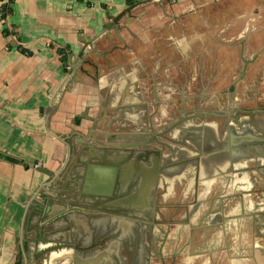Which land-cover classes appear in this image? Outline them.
<instances>
[{"label":"crops","instance_id":"obj_1","mask_svg":"<svg viewBox=\"0 0 264 264\" xmlns=\"http://www.w3.org/2000/svg\"><path fill=\"white\" fill-rule=\"evenodd\" d=\"M7 3L11 11L4 17L2 6ZM212 8H226L229 20L238 25L236 33L227 36L230 39L223 37L228 46L241 43L231 52L238 48L245 55L255 53V48L259 51L250 68L258 90L259 73L264 69V0H0V264H41L49 262L51 255L50 264L52 259L55 264H68L71 255L73 264L111 262L114 236L125 239L128 231L125 224L120 225L123 216L97 211L95 203L88 205L89 211H74L76 239L90 248L57 249L41 259L42 249L54 245L38 234L40 222L48 216L42 212L49 201L50 215L75 207L70 201L79 200L74 196L78 179H83L80 187L87 179L91 190H106L111 171L92 167L98 165L94 159L86 162L79 156L91 157L94 153L88 149L100 148L110 158L125 154L122 147L129 144L115 138L122 131L111 124L115 118L124 123L128 116L110 115L111 103L126 106L128 86L141 80L142 57L165 45L170 34L196 36L199 31L198 36L203 32L211 37L204 29ZM120 13L118 26L86 54L83 70L78 68L51 99L84 43ZM180 40L179 47L188 45ZM162 57L168 59L165 54ZM259 91L251 110L241 108V125L233 123L237 129L231 133L227 127L223 130L226 119L221 117L194 127L191 133L178 131L197 140L192 148H182L189 160L183 169H176L178 165L162 168L151 178L142 175L136 181L140 190L135 200L141 208L152 201L159 204L160 221L154 223L153 237L162 256L185 247L180 264H264V252L263 257L259 255L260 247L264 249V164L257 153L250 152L262 147L256 139L264 137V88ZM228 114L233 119L238 112ZM99 132L102 136H97ZM242 136L249 148L242 145L235 155L231 140ZM256 160L263 166L255 165ZM116 166L124 180L136 165L127 158ZM197 167L201 168L199 178L195 177ZM163 169L171 173L168 170L166 176ZM153 181L155 191L150 196L145 185ZM124 202L117 207L132 210L134 202ZM135 210L139 215L144 212ZM66 215L54 219L56 226L63 229ZM98 239H104L103 246L95 245Z\"/></svg>","mask_w":264,"mask_h":264},{"label":"flooded vegetation","instance_id":"obj_2","mask_svg":"<svg viewBox=\"0 0 264 264\" xmlns=\"http://www.w3.org/2000/svg\"><path fill=\"white\" fill-rule=\"evenodd\" d=\"M212 10L211 19L205 22L204 29L207 36L212 35V38L206 37L203 32L198 36L199 31L196 36L183 33L176 37L170 34L165 45L154 52L149 51L142 57L144 63L141 67V80L140 83L128 86L126 106L121 108L116 101L111 103L113 106L110 108V115L128 116L124 123L115 118L111 125L116 131H122L117 133L115 138L129 144L130 148H128L131 151L128 150L127 154L134 156L131 160L139 169L143 164L153 165L158 158L165 164L163 156H167L168 152L173 155L176 154L177 149L192 148L195 143L197 144L196 139L187 134L178 135V131L191 133L194 127L207 124L214 117L226 119L222 126L224 131H226L225 127L228 128V133L236 130L233 123L238 127L241 125L239 121L241 108L251 110L253 101L261 92L259 90L264 88V69L259 73L261 87L258 90L256 85L259 83L254 81L252 78L254 74L250 73L259 51L255 48V53L245 55L238 48V52L235 49L231 52L230 49L240 47L241 43L228 46V41L223 37L229 38L235 34L238 25L229 20L231 15L226 14V8L216 10L212 8ZM166 29L169 31L168 26ZM180 39L185 40L188 45L184 43L183 47H179ZM196 41L198 43L194 46L193 43ZM163 54L167 55L168 59L163 58ZM245 60L248 61L247 64ZM242 75V80L244 78L248 80L244 83L246 93L240 87L242 80L239 79ZM235 110L238 114L233 119L229 114L226 115ZM160 134L162 136H159ZM146 139L152 142L149 144ZM237 142H239L238 138L235 137L230 143L234 145L231 149L235 155L238 153L235 149L241 148V144ZM258 144L262 146L259 150L264 151V141ZM145 149L153 150L154 153L138 159L139 155L146 154ZM250 152L253 155L257 153L255 148ZM257 154L259 161L264 164V156ZM187 161L189 160L185 159L170 166H160L159 170L177 165L176 169H183ZM200 169L197 167L196 178H199ZM195 180L197 179H193ZM180 201L177 200L176 203L185 205ZM158 205L155 202V209H144L140 215L135 209L128 211L115 209L114 214L125 219L124 223L128 231L124 236L125 239L119 240L118 236L113 235L117 240L115 239V243L112 244L110 254L112 260L107 264H180L179 260L186 256L185 247L169 257H164L163 251L154 245L153 236L156 233L154 223L160 221ZM103 242L104 239L95 240V245L100 243V246H103Z\"/></svg>","mask_w":264,"mask_h":264},{"label":"water","instance_id":"obj_3","mask_svg":"<svg viewBox=\"0 0 264 264\" xmlns=\"http://www.w3.org/2000/svg\"><path fill=\"white\" fill-rule=\"evenodd\" d=\"M123 13H120L119 15H117V17H114L112 23H110L105 29L104 31H102L100 34H98L97 36H95L94 38H92L91 40L89 41H86L84 43V45L82 46L78 56L75 58L74 61H72L70 63V66H69V69L63 79V81L58 85V87L55 89L51 99L55 98L61 91L62 89L64 88V85L66 82H68L71 77L73 76V74L77 71V69H82L83 70V63L86 61L85 60V56L86 54L90 51V50H96L95 49V42L101 38L102 36L106 35L113 27L115 24L118 23V20L119 18L122 16ZM246 64L248 63L247 60H245ZM243 79V75L242 77H240L239 80H242ZM244 93H246L245 89L243 90ZM80 119V117H79ZM78 119V122L80 121ZM102 136V133L99 132L97 133V136ZM159 136H162V134H160ZM147 140V143H151L152 141L151 140ZM256 140H260V141H264V138H257ZM238 141L237 143H240L242 147H248L246 144H245V138L242 136V137H238ZM146 144V143H145ZM163 144V143H162ZM239 145V144H238ZM110 147V146H109ZM113 148H116L118 146H112ZM130 146H124L122 147L123 149H125L124 152H121V153H125L123 156H120V157H109L108 155L105 156L104 154H102L101 152V148L100 149H88L89 153H91V151H93L94 155H92L90 157V155H80L79 156V159L80 160H84L86 162H89L90 160H93V162H97L98 165H91L92 167L94 166H100L99 168H102L103 170L105 171H111V177L109 179L108 177V180H110L108 183V187L106 188L105 191L103 192H99V191H94V190H91L88 186V182L86 181L87 179H84V182L82 183V187H80V183L83 181V179H78L79 180V183H78V186L76 187V194L74 195L76 198H78L79 200H71L70 202L73 203V206L75 207H70V206H67L66 207V210H62L63 212H56V213H52L51 215L49 214V212L51 211V205H50V201L47 203L44 211L42 212L43 214H47L48 216L46 217V219L43 221V222H40V224L42 225V229L41 231L39 232L38 231V234L42 237H48V241L46 243H49V242H53V244L51 245H47L45 248L42 249V251L40 252V256H41V259H44V258H48V256H50V254L53 252V251H56L57 249H89L90 247L87 246L88 244L84 245V243L82 244V240H77L76 239V232H75V227H76V216L74 215V211L76 210H80V209H84L86 211H89L92 207L88 206L89 204H94L93 207H98V209H96L97 211H100V212H106V213H115V209H117L118 207L117 206H120L121 204H124V200L126 201H129L130 199V203L131 202H134L131 204V206L133 208L131 209H155L154 208V202L152 201V198L149 200V201H152L151 202H148L146 208H141V205L138 204V202L135 200L136 198V195L139 194V190H140V187H139V183L137 184L136 181L138 180L139 182V179L142 177V175H147L148 177L151 178V176L153 174H158L159 172V168L160 166H170L172 163H177V162H182L184 161L185 159H187V156H186V151L183 150V149H177L178 151V154L175 155H170L172 153H169L168 152V157L166 159L165 156H163L165 158V164L164 162L162 163V161L160 162V158L156 159L154 162H153V165L154 168L149 170H145V169H139L138 167L136 168V166L133 168L134 171L132 172L131 175L128 176H125L127 179L124 178V180L121 179L123 173L122 171L119 172L118 170V166L117 163L122 161V159H133L132 155L130 154H127L129 151H131L129 148ZM231 147V146H230ZM249 148V147H248ZM252 149V148H251ZM129 150V151H128ZM145 149V152L146 154H141L138 156V159L139 158H143V157H148L150 155V153H154L153 150H147ZM118 153V151H116ZM257 153H260L264 156V151L263 150H256ZM84 153H88V152H84ZM157 154H159V152H157ZM182 154V155H181ZM122 155V154H121ZM173 156H175L176 160L173 159ZM172 157V158H171ZM171 158V159H170ZM233 158V156H232ZM8 159L10 161H14L15 163H19L20 160L16 159V158H13L11 156H8ZM218 159V158H217ZM108 163H111L112 164V167H107V164ZM262 163H257V161L255 162V165L257 166H261ZM167 168V167H166ZM164 168V169H166ZM169 168V167H168ZM171 168V167H170ZM163 169V170H164ZM171 173V170L170 169H167V170H164V174L167 176L169 171ZM153 171V172H151ZM168 171V173H167ZM136 173L138 174L136 177ZM135 174V175H133ZM216 174V173H215ZM217 174H220V173H217ZM216 174V175H217ZM74 178H76L77 176L74 175V174H71ZM214 175H211L209 176L208 178H212ZM72 178V177H71ZM73 178V179H74ZM74 182V180H73ZM78 182V181H77ZM71 183V182H70ZM152 185V187L150 188L149 186ZM147 183L145 186H146V190H147V193L151 196V191L153 190V192L155 191V182L153 181L152 184ZM92 186V185H91ZM141 188H142V185H141ZM150 188V189H149ZM130 191V194L127 195L125 198H122L125 193L129 192ZM74 197V198H75ZM136 202V204H135ZM104 206L102 208L99 209L100 206ZM126 207V206H124ZM90 208V209H89ZM72 209H75V210H72ZM119 209V208H118ZM83 210V211H84ZM71 211V213H69ZM97 211H95V214L97 213ZM66 216H64V220L67 221V223L64 225L63 229L62 227H58L56 226L55 222H54V219L58 218L59 216L61 215H64L66 214ZM93 213V211L91 212ZM44 214V215H45ZM141 217V216H139ZM52 221L54 223H52ZM57 222V221H56ZM125 219H122V224H125ZM51 223V224H50ZM117 228H119V225H117ZM62 230H68L67 231V234H61L60 231ZM50 238H52L53 240H51ZM97 238V236H96ZM44 239V238H43ZM90 245V244H89ZM52 257V255L50 256V258ZM50 258H49V262H43L41 264H50ZM72 258H73V255L71 256H68V262L70 264H73L74 262L72 261ZM78 262V260L76 261ZM88 262V261H86ZM92 262V261H91ZM51 263L52 264H55V260H51ZM68 263V264H69ZM83 264H88V263H85V262H82ZM81 264V263H80Z\"/></svg>","mask_w":264,"mask_h":264},{"label":"trees","instance_id":"obj_4","mask_svg":"<svg viewBox=\"0 0 264 264\" xmlns=\"http://www.w3.org/2000/svg\"><path fill=\"white\" fill-rule=\"evenodd\" d=\"M13 0H10V2H12ZM11 11V8H9V3L4 4L2 6V16H6L9 12Z\"/></svg>","mask_w":264,"mask_h":264},{"label":"rangeland","instance_id":"obj_5","mask_svg":"<svg viewBox=\"0 0 264 264\" xmlns=\"http://www.w3.org/2000/svg\"><path fill=\"white\" fill-rule=\"evenodd\" d=\"M249 55H251V54H249ZM247 81H248V80H246L245 78H244V80H242V84H240V85H241L240 87H241L242 91H243L244 88H246L245 85H244V83L247 82ZM243 97H245V96H243ZM263 247H264V246H263ZM259 250H260V251H259V255L262 256V255L264 254V253H263V252H264V249L262 248V246L260 247ZM262 253H263V254H262ZM262 257H263V256H262ZM263 263H264V260H263Z\"/></svg>","mask_w":264,"mask_h":264},{"label":"built area","instance_id":"obj_6","mask_svg":"<svg viewBox=\"0 0 264 264\" xmlns=\"http://www.w3.org/2000/svg\"><path fill=\"white\" fill-rule=\"evenodd\" d=\"M39 166H40L39 164H34V168L36 169L39 168Z\"/></svg>","mask_w":264,"mask_h":264}]
</instances>
